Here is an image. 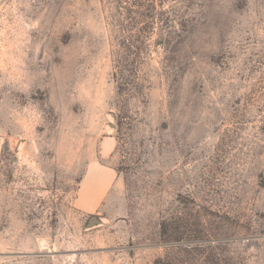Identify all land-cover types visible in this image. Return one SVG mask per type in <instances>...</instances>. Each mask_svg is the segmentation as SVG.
Masks as SVG:
<instances>
[{
  "label": "rangeland",
  "instance_id": "1",
  "mask_svg": "<svg viewBox=\"0 0 264 264\" xmlns=\"http://www.w3.org/2000/svg\"><path fill=\"white\" fill-rule=\"evenodd\" d=\"M119 1L0 0V264H264V0Z\"/></svg>",
  "mask_w": 264,
  "mask_h": 264
},
{
  "label": "trees",
  "instance_id": "2",
  "mask_svg": "<svg viewBox=\"0 0 264 264\" xmlns=\"http://www.w3.org/2000/svg\"><path fill=\"white\" fill-rule=\"evenodd\" d=\"M165 0H120L118 2L117 12L122 20L115 21V27L120 31L127 30L130 38L136 37L137 44L141 39L152 35L155 30L163 29V23L166 21V11L163 10ZM116 18V17H115ZM142 43V41H141ZM128 50L138 48L134 43L127 39Z\"/></svg>",
  "mask_w": 264,
  "mask_h": 264
},
{
  "label": "crops",
  "instance_id": "3",
  "mask_svg": "<svg viewBox=\"0 0 264 264\" xmlns=\"http://www.w3.org/2000/svg\"><path fill=\"white\" fill-rule=\"evenodd\" d=\"M1 151V145H0ZM115 173L104 168H92L82 180L78 204L84 213H93L106 196L108 187L114 183Z\"/></svg>",
  "mask_w": 264,
  "mask_h": 264
},
{
  "label": "water",
  "instance_id": "4",
  "mask_svg": "<svg viewBox=\"0 0 264 264\" xmlns=\"http://www.w3.org/2000/svg\"><path fill=\"white\" fill-rule=\"evenodd\" d=\"M98 223H100V220H97V219H95V218H92V219L90 220V222H89V227H92V226H94V225H96V224H98Z\"/></svg>",
  "mask_w": 264,
  "mask_h": 264
}]
</instances>
